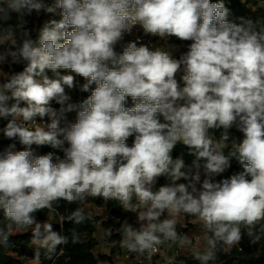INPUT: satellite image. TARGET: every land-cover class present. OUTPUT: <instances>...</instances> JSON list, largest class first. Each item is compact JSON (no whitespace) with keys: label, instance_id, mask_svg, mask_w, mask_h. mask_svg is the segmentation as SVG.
I'll use <instances>...</instances> for the list:
<instances>
[{"label":"clouds","instance_id":"9594fccd","mask_svg":"<svg viewBox=\"0 0 264 264\" xmlns=\"http://www.w3.org/2000/svg\"><path fill=\"white\" fill-rule=\"evenodd\" d=\"M57 11L34 39L25 17ZM228 16L225 0H0V133L24 146L0 151V248L31 232L36 264L39 249L59 257L69 237L36 214L78 204L55 222L80 225L89 198L136 214L139 226L125 220L118 246L148 262L162 246L193 244L197 234L178 230L187 217L202 231L203 247L186 249L198 264H215L245 236L264 242V23ZM137 26L191 43L178 59L135 41L117 52ZM76 76L90 91L79 104L66 92ZM232 128L242 139L229 144ZM178 144L190 161L173 156ZM233 159L242 170L216 179ZM161 177L167 182L154 190ZM71 239L80 242L74 230Z\"/></svg>","mask_w":264,"mask_h":264},{"label":"trees","instance_id":"16d2710c","mask_svg":"<svg viewBox=\"0 0 264 264\" xmlns=\"http://www.w3.org/2000/svg\"><path fill=\"white\" fill-rule=\"evenodd\" d=\"M258 0H225V5L229 9L228 19L231 21L239 22V18L243 17L246 19H252L255 23L257 20L261 23H264V8L262 6H257ZM215 2V0H213ZM35 14L33 13L31 16L25 17L28 21L27 27L32 30L33 38L35 39L38 35V30L41 28L40 25L35 23ZM16 17L13 14V19L10 23H15ZM264 27V25L257 24V31ZM179 43L183 44L182 50L183 52H187L188 47L191 41H181L178 40ZM24 65H12L4 66L5 71L8 72H18L23 70ZM51 75V73H49ZM82 84L86 83V81L80 77ZM94 87V85H93ZM86 97L90 95L89 92H85ZM126 106L131 107L132 101L129 98ZM6 121L0 120V126H4ZM222 130H216L214 134L216 138L219 139L220 132ZM230 139L228 141L231 144L232 140L242 139V133L237 131L235 128L229 130ZM133 137H130L127 141L129 145H131ZM16 143L17 150L22 149L23 145H20L17 141H10L4 137L2 141H0V151L3 150V147L6 144ZM33 150L38 154H46L51 149L50 146H32ZM57 152V156L63 158V152L55 149ZM228 149H225V154H227ZM187 149L182 144H178L173 152V156L184 155V158L190 161V157L186 155ZM241 166L239 163L233 159L231 161V167L228 169L224 178L228 176L238 173L241 171ZM165 178L161 177L159 179L160 182H163ZM87 203H93L96 206L102 207L107 206L108 212L110 214V218L104 219L102 216H96L91 214L90 218L86 220L85 223L80 225H74L70 222H65L63 229L55 220L58 218L57 213L67 215L71 211H73L77 207H81V205L73 204L67 205L62 202L61 206L57 209V212H50L49 210H43L42 212H38L37 219L41 222L52 221L53 229L55 231H61V234L69 237V243L67 245H61L57 247V251L60 248H64V252L59 257L53 256L52 259H48L46 255V251L44 249H39L40 257L39 264H99L100 261L111 260L112 258H106L105 256H101L100 254L95 252V243H96V234L98 232L97 223L100 221L101 229L103 230V236L106 240H109L113 243H117L121 240L120 232H116L117 228H120L121 224L124 222L125 218L129 216L128 212H125L117 202H105L103 199H93L89 198ZM84 207V205H83ZM88 212V211H87ZM89 213V212H88ZM2 215V213H0ZM190 217H187L189 220ZM130 223L134 226L138 227L139 225L136 223V219L134 217H130ZM75 231L79 237L80 242L73 244L71 239L72 231ZM111 233V236L108 235ZM10 247L9 248H0V264H28L29 261H34L35 253L37 252V248L33 246L31 239V232L23 233V234H14L10 238ZM264 242L261 244L253 245L249 242L247 236L241 241L240 245L232 248L228 252L220 251L218 252V259L215 263L217 264H264ZM185 264H198L197 261L193 259H185Z\"/></svg>","mask_w":264,"mask_h":264},{"label":"rangeland","instance_id":"374dc122","mask_svg":"<svg viewBox=\"0 0 264 264\" xmlns=\"http://www.w3.org/2000/svg\"><path fill=\"white\" fill-rule=\"evenodd\" d=\"M258 4L256 7L258 6H262L264 8V0H258L257 1ZM179 39L175 38V37H171L169 38L167 41L163 40V39H159L156 43V47L155 48H161L164 51H167L170 53V55L173 58L178 59L181 54L185 53L182 50L183 44L178 42ZM4 66H9V65H4ZM3 66V67H4ZM5 71V69H4ZM8 72V71H6ZM74 75V74H73ZM180 75H177V80L180 81ZM181 86H183V81H180ZM4 126H0V128H3ZM4 139L2 133H0V141H2ZM9 144H6L3 147V150L5 148H7ZM24 148V146H22V149ZM20 149V150H22ZM2 150V151H3ZM39 150H37L38 152ZM86 206V205H84ZM87 210V209H86ZM188 227L187 230H189L191 228L190 222H187ZM98 225V232L96 234V243H95V252L100 254L101 256H105L106 258H112L111 261L113 264H137L136 261V257L135 256H131L130 258H126L125 256L127 255V250L123 249L121 247H119V242H117V246L113 247V243L109 240H106L105 237L103 236V230L101 229L100 226V221L97 223ZM186 230V231H187ZM119 231V228H117L115 230V233ZM200 238L199 239H194L193 240V244L191 246H185V248H179L178 246H169V245H165L162 246L163 249V258H170V257H175L177 264H185V259H193L191 255V252L186 250L188 248H193L196 250H200L203 247V239H202V231L200 230ZM28 264H36L35 261H27Z\"/></svg>","mask_w":264,"mask_h":264},{"label":"built area","instance_id":"2783aa9c","mask_svg":"<svg viewBox=\"0 0 264 264\" xmlns=\"http://www.w3.org/2000/svg\"><path fill=\"white\" fill-rule=\"evenodd\" d=\"M45 2L50 5L53 2V0H45ZM34 14L36 17L35 23L40 25L41 27L45 23H47L48 21H50L52 19H57V20L60 19L59 11H57V13H55V14H48V13H44V12H41L39 14L34 12ZM159 39H161V38L144 34L143 30L139 26H137L136 28L133 29V32L130 35L126 34L124 36L123 41H121L119 44L116 45V51L121 52L123 50V46H125L129 41H135V42H137L138 46L143 44V45L148 46L150 49L154 50L156 47V43ZM75 82H76V86L73 89H67L66 88V92L71 97V100H70L71 103L79 104L84 99H86L87 97L85 95V92L81 91V86L83 84H82L79 76H76ZM54 106L59 107L58 105H55V104H54ZM45 119H47V118H45ZM75 119H76V112H72V113L68 114V120L70 122H75ZM65 146H67V145H65ZM49 152H53L54 157L57 156V152L55 149L51 148L49 150ZM54 162H55V158H54ZM110 217H112V216H110V214H107L105 219H108ZM129 219H130V215L125 218V220H127L130 223ZM191 219L192 218L190 217L189 220H191ZM189 220H188V222H189ZM187 227H188V224L185 223L178 230L183 232V233H186ZM162 253H163V249L161 247L160 251L156 255L153 256L151 262L145 261V260H143V258L137 256L136 254H132V253H128V252H127V255L125 257L130 258L131 256H135L137 264H165V260L167 258L164 259ZM99 264H113V263L111 260H104V261H100ZM215 264H217V263H215Z\"/></svg>","mask_w":264,"mask_h":264},{"label":"crops","instance_id":"0c3cea01","mask_svg":"<svg viewBox=\"0 0 264 264\" xmlns=\"http://www.w3.org/2000/svg\"><path fill=\"white\" fill-rule=\"evenodd\" d=\"M261 6V5H260ZM11 67V66H10ZM225 174V173H224ZM224 174L221 176V177H217L216 179H222V178H224ZM167 181L166 180H164L163 182H160L159 180H158V182H157V184L154 186V190H155V188H158L160 185H163V184H165ZM85 207V209H87V211L89 212V213H91V214H93V215H96V216H102L104 219H105V217H106V215L107 214H109V212H108V209H107V206L105 205V206H102V207H99V206H96V205H94L93 203H87L86 204V206H84ZM129 213V215H130V217H134L135 219H136V214H134V213H130V212H128ZM182 216H183V214H182ZM188 222V220H187V218H183L182 220H181V225H180V227L183 225V224H185V223H187ZM189 222H190V225H191V228L189 229V230H187L186 231V234H189V235H192V234H197L196 235V237L194 238V239H199L200 238V236H201V234H200V227H199V225H195L194 226V224H193V222H192V219L191 220H189ZM178 229H180V228H178ZM204 244V243H203ZM263 249H264V246H263Z\"/></svg>","mask_w":264,"mask_h":264}]
</instances>
